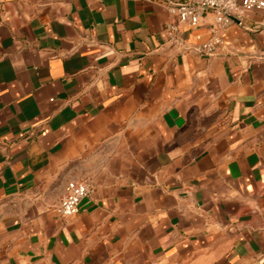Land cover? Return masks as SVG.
<instances>
[{
  "label": "crops",
  "instance_id": "obj_1",
  "mask_svg": "<svg viewBox=\"0 0 264 264\" xmlns=\"http://www.w3.org/2000/svg\"><path fill=\"white\" fill-rule=\"evenodd\" d=\"M178 1L0 0V264H264V11Z\"/></svg>",
  "mask_w": 264,
  "mask_h": 264
},
{
  "label": "built area",
  "instance_id": "obj_2",
  "mask_svg": "<svg viewBox=\"0 0 264 264\" xmlns=\"http://www.w3.org/2000/svg\"><path fill=\"white\" fill-rule=\"evenodd\" d=\"M252 9L264 11V0H179L167 5L173 20L166 25V35L170 42L177 41L180 25H196L210 11L213 23L209 27V37L192 48L198 55L210 56L222 49L223 32L232 18L243 16ZM92 191L93 184L87 179L68 180L55 207L56 212L64 218L75 215L80 210L82 199Z\"/></svg>",
  "mask_w": 264,
  "mask_h": 264
}]
</instances>
